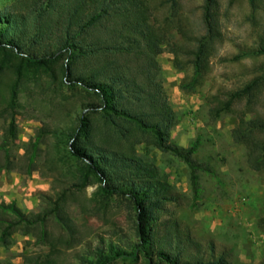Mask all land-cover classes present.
I'll list each match as a JSON object with an SVG mask.
<instances>
[{"label": "rangeland", "instance_id": "374dc122", "mask_svg": "<svg viewBox=\"0 0 264 264\" xmlns=\"http://www.w3.org/2000/svg\"><path fill=\"white\" fill-rule=\"evenodd\" d=\"M148 1L157 23L170 19L196 36L206 33L204 0ZM257 1L252 7L249 0H218L220 35L193 90L181 86L191 81L192 68L177 69L167 48L158 55V78L177 118L170 140L180 146L197 140L195 158L213 172H198L199 196L195 198L189 169L181 160L152 144H138L139 153L168 172L173 193L164 201L161 220L156 221L161 233L175 222L171 229H177L179 237L191 239L186 243L180 239L169 250L181 262L223 256L226 264H264V168L254 170L248 165L245 147L232 135L241 120L264 118V84L251 96L232 98L230 108L215 113L234 91L253 79L264 82V54L256 52L264 40V0ZM13 2L0 0V17L23 11L18 6L9 10ZM170 32L173 41L184 44V48L195 46L187 44L173 27ZM8 53L0 51V110L9 106L14 90L15 137L9 144L13 166L0 171V202L14 201L20 209L38 212L49 197L61 192L67 195V209L76 232L71 235L56 223H49L55 236L67 239L58 258L61 264H97L99 250L103 256L111 254L113 248L133 250L139 240L134 204L127 196L103 193L94 176L88 178L87 185L78 186L82 165L69 153L67 136L48 134L39 144L36 168L26 170L23 153L37 130H66L93 99L67 82L61 68L65 60L53 70L36 69L24 64L20 56ZM180 57L184 62L191 58L185 54ZM8 122V117L0 116V144ZM4 158L0 150V163ZM13 239L8 248L0 247V259L21 264L24 241L34 242L35 238L16 233ZM26 250L37 252L39 246L29 244ZM153 259L155 262L156 257ZM108 264L148 263L139 254L136 260L119 257Z\"/></svg>", "mask_w": 264, "mask_h": 264}, {"label": "trees", "instance_id": "16d2710c", "mask_svg": "<svg viewBox=\"0 0 264 264\" xmlns=\"http://www.w3.org/2000/svg\"><path fill=\"white\" fill-rule=\"evenodd\" d=\"M249 1L256 7L257 0ZM17 6L23 11L14 10ZM218 6V0H204L206 33L200 36L170 19L157 23L148 0H14L8 7L14 11L0 17V51L18 55L24 64L36 69L53 70L65 60L61 68L67 82L93 99L83 106L76 122L66 130L38 129L23 158L26 170L31 172L36 168L43 139L48 134L67 136L69 153L82 165L78 186L87 185L88 178L94 176L103 193L124 195L132 201L138 242L131 251L113 248L111 254L103 256L99 250L101 259L97 264H108L119 257L136 260L139 254L148 264H226L223 256L181 262L169 251L180 239L185 243L192 241L187 236L179 237L177 229H171L175 222L164 233L160 232V223L156 220H161L164 201L172 197L173 189L168 172L138 152V144L146 142L181 160L189 169L195 198L199 196L198 172L213 173L208 165L195 158L197 140L188 146L170 140V130L177 118L158 78V55L167 48L173 54L177 69L190 66L191 81L181 86L187 91L193 90L208 65L209 50L220 35ZM171 27L187 44L196 43L195 46L186 49L184 44L173 41ZM256 52L264 54V40ZM181 54L191 58L184 62ZM263 84L262 80L253 79L243 89L231 93L215 113L230 108L232 98L255 94ZM12 92L8 109L0 110V116L9 118L0 144L5 157L0 171L13 166L9 152L10 141L15 137L12 111L15 91ZM232 135L245 147L248 165L254 170L264 168V118L241 120ZM50 222L70 231L71 235L77 230L64 192L57 193L55 198L49 197L47 205L38 212L20 209L14 201H1L0 247L11 246L16 233L30 235L35 241H24L21 264H61L58 258L67 239L63 235L55 236ZM29 244L38 245L39 250H26ZM0 264L13 263L0 259Z\"/></svg>", "mask_w": 264, "mask_h": 264}]
</instances>
